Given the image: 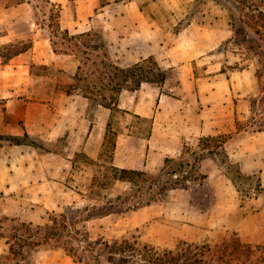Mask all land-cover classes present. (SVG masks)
<instances>
[{"label": "crops", "instance_id": "1", "mask_svg": "<svg viewBox=\"0 0 264 264\" xmlns=\"http://www.w3.org/2000/svg\"><path fill=\"white\" fill-rule=\"evenodd\" d=\"M258 2L264 11V0ZM23 4L0 3V49L24 47L29 36L23 51L0 52L1 214L40 223L77 203V191L66 185L74 156L99 157L108 127L115 130L111 164L119 169L153 171L201 138L223 136L222 145L201 159L199 181L171 189L166 202L131 211L128 223L144 225L145 237L162 245L220 242L232 233L264 243V128L251 118L256 72L242 57L219 52L233 36L224 14L206 11L202 20L175 30L176 18L187 13L180 2L165 9L139 0H76L75 17L61 24L70 34L95 29L92 16L101 10L98 27L113 62L126 67L153 57L166 74L163 83L123 90L116 108L100 105L91 119V101L72 86L79 54L54 52L50 29L33 23L30 10L26 24ZM32 65L50 72H34ZM253 184L261 193L243 205L241 189ZM8 253L0 236V264ZM37 253L38 264H77L62 249Z\"/></svg>", "mask_w": 264, "mask_h": 264}, {"label": "trees", "instance_id": "2", "mask_svg": "<svg viewBox=\"0 0 264 264\" xmlns=\"http://www.w3.org/2000/svg\"><path fill=\"white\" fill-rule=\"evenodd\" d=\"M254 11L256 14L250 15L249 20H264L263 10L257 8ZM59 12L58 9L57 14ZM49 19L47 27L51 32L54 52L87 55L81 58L72 86L79 88V82H85L81 93L91 102L114 109L123 90H137L143 83L164 82L165 71L153 57L143 58L126 67L113 62L109 57L102 29L70 34L67 28L61 26L59 17L51 14ZM231 25L234 26V23ZM56 38H59V41ZM25 48L27 45H5L2 55H15ZM218 138L222 139V142L226 139L223 136L204 137L200 139L199 145L201 146L203 141L208 144ZM221 145L222 143L215 147ZM208 152H212L211 149H208ZM203 156L192 147L186 148L178 158L166 157L157 172L119 169L114 166L113 179L128 182L133 191L147 189L150 197L129 208H123L121 195L82 210L70 206L62 213L52 212L44 223L19 221L0 214V236L6 239L9 253L12 255H21L25 247L33 250L44 245L48 248L63 249L75 262L83 261L78 255L79 252L91 251L95 253L93 257L97 261L94 264H264V254L256 257L257 252H264V244L246 242L237 233H232L214 244L180 240L174 249L161 252L151 244L142 243L135 236H123L111 242L100 236L95 240L90 239V232L85 224L90 216L83 217V212L101 211V214L108 215L120 212L122 208L125 211L138 209L167 196L173 188H186L190 185L189 181L180 178L179 173L185 172L190 166L193 167L196 160L200 161ZM201 177L198 170L197 176L190 182L198 181ZM7 222L12 225L6 228L4 224ZM1 230H5L7 234L1 233Z\"/></svg>", "mask_w": 264, "mask_h": 264}, {"label": "rangeland", "instance_id": "3", "mask_svg": "<svg viewBox=\"0 0 264 264\" xmlns=\"http://www.w3.org/2000/svg\"><path fill=\"white\" fill-rule=\"evenodd\" d=\"M19 0H0L1 4H6L12 6L16 4ZM23 0L24 4L21 6L19 10L26 15V24H27V11L30 10V15L33 23H39L47 25L50 22V15H56L59 17V21L61 24L65 23L66 18L72 20L75 17V3L76 0H61L60 2H55L54 0ZM120 2L121 0H116ZM142 5L156 4L161 5L166 9V6L169 5L172 1L175 3L174 5L184 4V11L187 13L185 16H181L176 18L175 22V30H179L183 25L190 22L191 20H202V16L206 14V11H215L222 13L228 19L230 25L234 23V26L231 25L233 29V36L230 41L223 43L219 46L218 50L220 53H227L229 50V57L232 56H240L242 57L241 61L245 64L252 63L256 72V82H257V94L252 99V114L251 118L253 120V126L264 128V20L255 21L249 20L250 15H255L259 6L258 0H139ZM105 0H100V3L103 4ZM169 2V3H167ZM58 5H57V4ZM166 6H163L165 5ZM173 5V4H172ZM100 6V5H99ZM98 6V7H99ZM58 9L60 12L57 14ZM101 12V10L95 12L92 18L95 20V29H98V20L96 14ZM252 13V14H250ZM58 15V16H57ZM213 17V16H212ZM10 20V19H9ZM17 20H20V16H18ZM44 20V21H43ZM250 21V22H249ZM15 25V24H13ZM20 25V24H17ZM12 27V26H10ZM17 28L22 26H15ZM28 33L25 34V38L23 41L24 45H28ZM59 41V38H56ZM230 42V43H229ZM16 47V46H15ZM3 49H0L2 52ZM81 57L87 55H78ZM93 56V55H90ZM224 56V55H223ZM226 56V55H225ZM233 61V60H232ZM228 67L232 66V64H227ZM32 70L34 72L39 73H48L50 72L49 67L41 66V65H32ZM74 83V82H73ZM78 83V82H76ZM85 82H79L78 89L81 91ZM100 107L93 102H91V119L95 117L96 110ZM115 137V130L112 127H108L106 136H105V145L103 147V151L101 155L97 158H91L86 155L84 152H79L74 156V167L71 169V173L69 174L68 179L66 180V185L73 188L77 191V203L73 204H65L62 208L53 211L55 213L64 212L67 207L74 206L79 209H84L85 207H91L92 204H102L109 199L115 198L117 195H121L124 203L123 208H129L134 206L139 201H145L150 197L149 190H131L130 184L128 182H123L120 180L113 179L114 169L111 164V151L113 148ZM200 143V142H199ZM196 143L192 146L193 149L202 153L204 156L208 154V149L211 151L217 150L218 147L215 145H219L222 143V139L218 138L217 140L210 141L208 144L205 141L202 142L200 146ZM201 144V143H200ZM208 147V148H206ZM186 155H188L186 153ZM223 154H221V157ZM192 158V155L190 156ZM201 161V160H200ZM199 160H196L195 165L193 167H188L185 172L179 173L180 178H186L189 181V184L193 185L197 181L190 180L194 179L198 174L199 169ZM159 168L149 171V172H157ZM119 172V171H118ZM69 180V183L67 182ZM199 181V180H198ZM242 188L244 186H241ZM253 187H259L258 184L250 185L248 188L241 189L243 205L251 204L250 192ZM261 193V188H259L257 196ZM249 197V199L247 198ZM169 198V194L167 196L162 197L158 201L154 202H166ZM247 202V203H246ZM250 202V203H249ZM254 206V202H253ZM252 206V207H253ZM121 209L120 212L110 213L108 215L101 214V211H86L82 213V216H90V219L85 222L87 229L90 232V239L95 240L99 236L109 242L114 239H118L121 237H129L133 236L138 237V239L142 243H148L156 247L157 251H165L169 249H174L177 243L180 240L178 239L174 243L169 245H162L156 242H153L149 238L145 237V233H143V226L132 227L129 225L127 220V215L136 209H131L125 211V209ZM52 212H49L45 218L40 222L44 223L48 220L49 215ZM1 214V212H0ZM10 217V216H8ZM14 218V217H10ZM16 219V218H15ZM18 220V219H17ZM21 221V220H19ZM12 224L7 222L4 224V227H10ZM1 233L7 234L5 230H1ZM243 240V239H242ZM207 241H199L196 243H202ZM247 242V241H246ZM211 244L217 242H209ZM251 243V242H250ZM255 244V243H253ZM264 244V243H258ZM91 249V246L89 247ZM44 249H61V248H48L47 246L40 245L31 250L29 247H25L23 249V253L21 255H12L8 253L1 258L3 264H38L36 263V256H38L37 251ZM63 250V249H62ZM64 251V250H63ZM65 252V251H64ZM93 254L91 251L87 252H79V256L82 257V262H76L77 264H94L95 261ZM264 252H257V256L263 255ZM52 257H50V260ZM106 264V263H99Z\"/></svg>", "mask_w": 264, "mask_h": 264}, {"label": "built area", "instance_id": "4", "mask_svg": "<svg viewBox=\"0 0 264 264\" xmlns=\"http://www.w3.org/2000/svg\"><path fill=\"white\" fill-rule=\"evenodd\" d=\"M258 190H259V187H253L251 189V192H250V197H251L250 199L251 200L257 198ZM247 198L249 199V197H247Z\"/></svg>", "mask_w": 264, "mask_h": 264}]
</instances>
